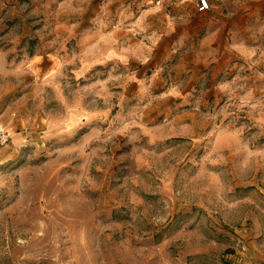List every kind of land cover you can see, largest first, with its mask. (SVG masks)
Masks as SVG:
<instances>
[{"label": "rangeland", "instance_id": "rangeland-1", "mask_svg": "<svg viewBox=\"0 0 264 264\" xmlns=\"http://www.w3.org/2000/svg\"><path fill=\"white\" fill-rule=\"evenodd\" d=\"M213 2L0 0V264H264V0Z\"/></svg>", "mask_w": 264, "mask_h": 264}, {"label": "crops", "instance_id": "crops-1", "mask_svg": "<svg viewBox=\"0 0 264 264\" xmlns=\"http://www.w3.org/2000/svg\"><path fill=\"white\" fill-rule=\"evenodd\" d=\"M196 2V1H195ZM211 7L205 12H199L194 4L193 0H184L181 3H177L176 7H173L174 11L179 14L185 15V20L190 22L193 19L197 18V23L195 24V29L200 31L202 29L208 30V33H211L215 26V21H213V17L219 20L218 11L219 8L216 4H214L213 0H210ZM192 16H194L192 18ZM199 19L203 22H199Z\"/></svg>", "mask_w": 264, "mask_h": 264}, {"label": "built area", "instance_id": "built-area-1", "mask_svg": "<svg viewBox=\"0 0 264 264\" xmlns=\"http://www.w3.org/2000/svg\"><path fill=\"white\" fill-rule=\"evenodd\" d=\"M172 1L183 2L184 0H172ZM159 2H162V0H159ZM195 5L199 12H205L211 7L210 0H196Z\"/></svg>", "mask_w": 264, "mask_h": 264}]
</instances>
